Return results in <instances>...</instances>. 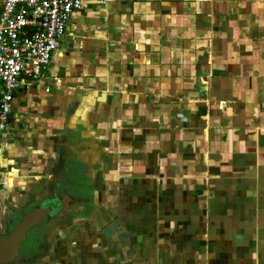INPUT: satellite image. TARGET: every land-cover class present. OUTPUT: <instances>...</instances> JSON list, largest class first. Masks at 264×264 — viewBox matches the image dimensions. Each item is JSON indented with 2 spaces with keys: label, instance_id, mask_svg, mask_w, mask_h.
Wrapping results in <instances>:
<instances>
[{
  "label": "crops",
  "instance_id": "0c3cea01",
  "mask_svg": "<svg viewBox=\"0 0 264 264\" xmlns=\"http://www.w3.org/2000/svg\"><path fill=\"white\" fill-rule=\"evenodd\" d=\"M29 213L11 264H264V0H82L0 133Z\"/></svg>",
  "mask_w": 264,
  "mask_h": 264
},
{
  "label": "built area",
  "instance_id": "2783aa9c",
  "mask_svg": "<svg viewBox=\"0 0 264 264\" xmlns=\"http://www.w3.org/2000/svg\"><path fill=\"white\" fill-rule=\"evenodd\" d=\"M81 7L82 0L1 1L0 133L7 127L15 88L42 75L70 15Z\"/></svg>",
  "mask_w": 264,
  "mask_h": 264
},
{
  "label": "water",
  "instance_id": "95a60500",
  "mask_svg": "<svg viewBox=\"0 0 264 264\" xmlns=\"http://www.w3.org/2000/svg\"><path fill=\"white\" fill-rule=\"evenodd\" d=\"M48 209L52 214L51 206ZM35 224V218L29 213L14 225L4 239L0 240V264H7L17 258L21 240L26 238V231Z\"/></svg>",
  "mask_w": 264,
  "mask_h": 264
}]
</instances>
